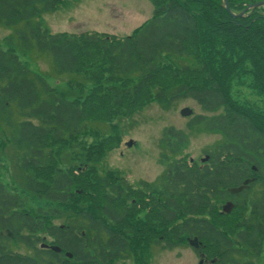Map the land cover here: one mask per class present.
<instances>
[{
    "label": "trees",
    "instance_id": "1",
    "mask_svg": "<svg viewBox=\"0 0 264 264\" xmlns=\"http://www.w3.org/2000/svg\"><path fill=\"white\" fill-rule=\"evenodd\" d=\"M67 1L0 0V27L17 28L0 44V125L11 131L0 137V233L32 248V238L47 235L73 255L70 264L129 256L149 264L152 246L187 242L213 264H257L250 258L259 260L264 246V6L248 8L264 0H228L235 17L223 0H150L152 18L127 37L52 33L43 16ZM33 52L49 56L56 75L86 84L52 85L23 60ZM182 100L211 115L196 116L190 129L223 138L205 152L208 162L176 156L158 184L101 172L123 142L118 120ZM94 123L107 124L110 135ZM164 134L170 152L181 154L185 134ZM11 147L22 153L21 179L5 160ZM248 180L250 190L230 192ZM6 241L0 236L2 264H40L8 251Z\"/></svg>",
    "mask_w": 264,
    "mask_h": 264
},
{
    "label": "rangeland",
    "instance_id": "2",
    "mask_svg": "<svg viewBox=\"0 0 264 264\" xmlns=\"http://www.w3.org/2000/svg\"><path fill=\"white\" fill-rule=\"evenodd\" d=\"M154 12V7L150 0H69L58 10L43 16V23L52 33H82L94 31L126 37L133 31L149 21ZM17 28L0 27V44L4 46V41L10 37L15 38ZM15 48L21 49L18 40L15 39ZM23 60L29 63L30 68L45 76L48 81L59 88H67L71 81L86 84L77 76L68 74L58 76L54 72L52 60L49 56H42L33 52ZM240 96H244L249 101H257V97L245 89L238 91ZM185 108L192 110L193 114L189 117L181 116V111ZM12 115L16 123L22 122L23 117L19 116L16 108ZM211 116L192 100H182L175 103L169 110H164L157 104H151L143 110L138 111L131 117L118 120L121 129L123 142L120 147L107 153L102 164L97 167L101 172L108 169L117 170L126 176L127 180L133 184L145 181L158 184L160 177L168 168L169 162L174 157H190L202 163L206 157L205 152L213 150L223 140L220 134L210 133L203 126L189 128V124L196 116ZM90 128H98L106 136L110 135L107 124L94 123ZM174 128L185 134V146L183 152L176 155L168 149L164 142V131ZM9 126L5 123L0 125V137L2 134L10 135ZM132 142V143H130ZM77 151V149L75 148ZM22 153L16 148L6 150L7 165L13 168L15 177L19 175L18 160ZM69 162V161H67ZM9 181V178L5 179ZM22 181V180H21ZM20 181V182H21ZM6 183V182H4ZM256 193L259 190H255ZM46 243L52 239L47 235H39ZM34 243L33 248L10 240L6 241L7 250L21 256L43 258L39 253L41 242ZM257 264H264V246L262 256L259 260L250 258ZM149 264H205L209 262L199 254H196L192 243L180 246L174 250L163 249V246H152ZM206 262V263H207ZM117 264H139L131 256L121 260Z\"/></svg>",
    "mask_w": 264,
    "mask_h": 264
},
{
    "label": "flooded vegetation",
    "instance_id": "3",
    "mask_svg": "<svg viewBox=\"0 0 264 264\" xmlns=\"http://www.w3.org/2000/svg\"><path fill=\"white\" fill-rule=\"evenodd\" d=\"M194 247L197 248L195 245ZM59 248L60 247L53 242L52 243L44 242L40 245V250H39V253L44 255L43 258H35L28 256L27 257L23 256V258L24 260H26L27 258H30L32 260H37L40 264H70V261L72 259L67 257V254L69 252L65 251L64 249H61L60 252L58 251ZM56 254H58V256H56ZM206 262L205 264H213V262H207V263ZM0 264H2L1 260H0Z\"/></svg>",
    "mask_w": 264,
    "mask_h": 264
},
{
    "label": "water",
    "instance_id": "4",
    "mask_svg": "<svg viewBox=\"0 0 264 264\" xmlns=\"http://www.w3.org/2000/svg\"><path fill=\"white\" fill-rule=\"evenodd\" d=\"M223 1H224V3H225V8H226L227 12H228L231 16L235 17V16L232 15V13H231V10H230L229 4H228V0H223ZM262 6H264V3L256 4V5H254V6L250 7V8H259V7H262ZM192 114H193V112H192V110H190L189 108H185V109H183V110L181 111V116H183V117H189V116H191ZM203 161L205 162L206 160H203ZM247 185H248V181H246V182L244 183L243 186H241V187H239V188L231 189L230 191H231V193H233V194L241 193L242 191H244V190L247 188ZM224 210H225L226 212L230 213L231 210H232V205H231V204L226 205V206L224 207ZM1 236L10 237V238H13V237H14V235H13L10 231H6V232H4V233H1Z\"/></svg>",
    "mask_w": 264,
    "mask_h": 264
}]
</instances>
